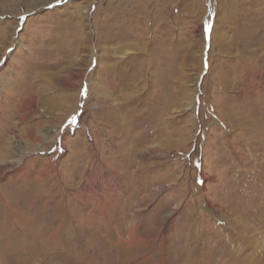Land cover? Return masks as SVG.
<instances>
[{
    "label": "rangeland",
    "instance_id": "rangeland-1",
    "mask_svg": "<svg viewBox=\"0 0 264 264\" xmlns=\"http://www.w3.org/2000/svg\"><path fill=\"white\" fill-rule=\"evenodd\" d=\"M185 247L264 264V0H0V264Z\"/></svg>",
    "mask_w": 264,
    "mask_h": 264
},
{
    "label": "bare ground",
    "instance_id": "bare-ground-1",
    "mask_svg": "<svg viewBox=\"0 0 264 264\" xmlns=\"http://www.w3.org/2000/svg\"><path fill=\"white\" fill-rule=\"evenodd\" d=\"M56 2H59V1H63V0H55ZM127 54V52H126ZM129 54V53H128ZM17 144L16 146H18V149H17V153L20 154V159H24L25 157H27L26 155H28L26 153V151H24L23 149L21 150V148H23V146L21 147L20 144H19V141H17L15 138L11 137L9 139V143L8 145L6 146L8 151L11 153L12 152V147L10 148V145H13V144ZM5 145V144H4ZM15 146V145H14ZM5 147V146H4ZM20 148V149H19ZM16 149V148H15ZM14 150V149H13ZM37 150H39L41 153L44 152V148H43V145L40 144V146L37 148ZM6 162V161H5ZM194 248H183L182 251L179 252V255L174 257V259H172L171 263L170 264H179V263H183L184 261H186L187 258H189L190 256H193L194 254ZM108 258L106 259H103L102 262L105 263V264H129L127 263V260L129 258H134V256L136 255H128L126 258L124 257V255L121 257L120 255H107ZM145 257V256H144ZM194 257V256H193ZM197 258V257H196ZM227 258H220L219 260H215L214 262L217 263V264H227ZM159 261V260H158ZM195 261V260H194ZM138 264H147L145 261H141L140 263ZM169 264V263H168Z\"/></svg>",
    "mask_w": 264,
    "mask_h": 264
},
{
    "label": "snow or ice",
    "instance_id": "snow-or-ice-1",
    "mask_svg": "<svg viewBox=\"0 0 264 264\" xmlns=\"http://www.w3.org/2000/svg\"><path fill=\"white\" fill-rule=\"evenodd\" d=\"M73 123H75V119L73 118V121H72ZM199 183H202V181H198Z\"/></svg>",
    "mask_w": 264,
    "mask_h": 264
}]
</instances>
